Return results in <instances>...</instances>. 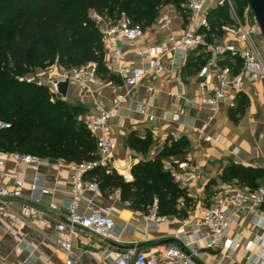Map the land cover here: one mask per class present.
Returning a JSON list of instances; mask_svg holds the SVG:
<instances>
[{
	"label": "crops",
	"instance_id": "obj_1",
	"mask_svg": "<svg viewBox=\"0 0 264 264\" xmlns=\"http://www.w3.org/2000/svg\"><path fill=\"white\" fill-rule=\"evenodd\" d=\"M165 14L172 16V22L167 30L162 31L159 25ZM182 27L183 18L174 6L161 8L155 21L143 29L140 37L133 42L121 43L122 65L134 66L138 51L169 36L179 35ZM215 40L243 46L240 40L230 35H222ZM206 57L200 49L191 51L175 70H171L168 61H165V69L157 78L147 75L135 87L106 82L105 88L90 94L81 92L75 82L69 83L64 99L87 107L82 116L84 121L96 114L98 106L110 109L112 99L117 94L123 95L118 113L110 120L113 140L111 167H100L116 170L119 174L130 173L131 166L143 160L125 141L127 134L136 130L141 136L150 132L159 141L167 137H185L187 149L181 155L164 160L165 168L169 169L179 160L186 159L198 174V178L188 185L173 176L177 184L186 188L195 200L193 207L187 208L180 201V206L186 211L185 216H164L163 221L154 224L147 222L144 212L132 209L128 202L121 200L118 190L109 197L103 196L100 190L82 191L77 210L85 212L89 207L108 209L114 217L115 228L105 240L88 236L83 231L79 236H70L71 254L79 264H108L109 257L130 249L146 252L160 244L182 246L193 236H199L201 244H204L207 231L201 220L210 196L223 182L220 178L222 166L233 161L243 166L264 168V94L261 81L243 80L238 85L236 101L242 94L248 102L243 115L235 123L229 118L230 108L225 105L210 108L199 103L200 96L209 92L214 83V76L210 75L205 90L202 79L195 77L196 70ZM56 68L53 65L46 70L50 73ZM141 103L147 104L145 113L137 110V105ZM175 113L178 119L173 121L171 117ZM149 114L155 116L153 122L148 120ZM206 137L209 139L206 140ZM13 168L20 176H38L47 187L55 190L37 204L42 210L39 219L27 220L20 214L19 202L11 201L14 212L0 217V257L11 264H60L67 255L57 241L65 235L56 229L55 224L65 221L63 206L72 198L70 182L73 164L41 159L37 169H33L7 159L4 167L7 186L12 185L10 173ZM50 202L62 206L60 212L50 210ZM228 236L236 239L240 246L233 249L223 246L214 250L202 247L198 261L201 264H264V227L257 217L239 214L231 224Z\"/></svg>",
	"mask_w": 264,
	"mask_h": 264
},
{
	"label": "trees",
	"instance_id": "obj_2",
	"mask_svg": "<svg viewBox=\"0 0 264 264\" xmlns=\"http://www.w3.org/2000/svg\"><path fill=\"white\" fill-rule=\"evenodd\" d=\"M182 3L183 0H0V120L9 124L0 129V151L72 164L96 159L94 138L82 118L85 106L69 104L46 86L27 83L23 77L53 65L70 69L91 63L101 80L121 84L120 77L106 64L100 24L90 14L95 12L106 22H114L124 13L131 24L144 29L155 21L164 5L174 6L185 19ZM208 20L206 39L210 42L223 35V25L232 24L226 6L211 9ZM219 63L233 66L235 71L241 64L238 57L232 60L230 56ZM247 102L241 94L228 111L232 121H239ZM150 136V132L141 136L132 130L126 136V145L140 150ZM187 144L185 137H167L157 155L131 166L130 181L116 170L100 166L86 172L85 178L97 181L105 197L118 190L120 199L134 210L145 213L156 200L159 215L183 217L186 211L180 201L190 208L195 200L177 184L163 159L183 154ZM220 178L252 189L263 181L264 168L228 161L222 166Z\"/></svg>",
	"mask_w": 264,
	"mask_h": 264
},
{
	"label": "built area",
	"instance_id": "obj_3",
	"mask_svg": "<svg viewBox=\"0 0 264 264\" xmlns=\"http://www.w3.org/2000/svg\"><path fill=\"white\" fill-rule=\"evenodd\" d=\"M226 6L233 18L232 24L222 26L223 35H230L243 43L238 47L233 43H221L218 40L207 41L209 30L208 12L216 7ZM236 0H183L182 7L186 12L183 19L182 31L179 35H172L165 40L155 42L138 51V60L134 66L122 65L123 50L121 43L133 42L143 33L139 24H131L124 13L114 22H106L95 12L90 17L100 24L102 32L103 48L106 54L108 68L121 79V84L126 87L137 86L147 75L157 78L165 69V61L169 67L175 70L184 61L186 56L194 50H202L206 53L205 63L195 72L197 79H202V86L207 90L206 82L210 75L214 76V83L209 92L202 94L199 103L210 108L225 105L233 108L236 105L237 87L243 81L260 80L264 94V62L255 47L250 35V30L242 24L235 12ZM172 22V16L165 14L159 25L160 30L165 31ZM230 56L240 59V67L237 71L233 66L220 65V60ZM23 79L27 83L37 86H46L56 96L61 97L57 91L59 81L68 80L79 85L83 93L94 94L105 88L106 82L95 73L92 64L70 69L57 67L47 77L31 74ZM150 91V89H149ZM62 98V97H61ZM189 100V102H191ZM123 102V95L117 94L112 99L110 109L98 106L95 115L85 121L88 130L95 141L97 158L79 164H73V173L70 182L72 198L63 206L65 209V221L55 224L56 229L64 234L57 241L61 249L66 253V259L60 264H79L71 254L70 236H79L85 232L88 236H95L99 240H105L115 228V220L108 209L98 208L79 212L77 210L79 196L82 191L96 192L99 190L98 182L85 178L86 172L97 166L111 167L113 158V140L111 138L110 120L117 114ZM147 104H138L137 110L145 113ZM155 116L148 115V120L153 122ZM171 119L176 121L178 114H173ZM9 124L0 120V129ZM209 137H206L208 140ZM14 164L27 165L37 169L40 158L28 153L2 152L0 151V217L11 215L14 210L11 201L19 202L20 214L27 220L39 219L42 210L37 207L45 195L53 194L55 188L47 187L38 176H20L15 168L10 173L11 186H7L4 178L6 160ZM172 175L184 185L198 178L193 164L182 159L171 166ZM125 181L133 179L131 173L121 174ZM27 185V187H25ZM48 208L60 212L62 206L54 202L48 204ZM241 213H247L257 217L264 227V179L255 188H243L222 182L212 193L206 206L201 225L206 228L204 244H201L199 236H193L189 242L182 246L160 244L150 251L137 252L134 249L127 250L114 257H109L108 264H201L198 256L202 247L214 250L223 246L233 249L240 243L228 236L231 224ZM147 222L154 224L165 219L158 214V206L154 200L144 213ZM145 229V227H144ZM0 264H11L0 257Z\"/></svg>",
	"mask_w": 264,
	"mask_h": 264
},
{
	"label": "rangeland",
	"instance_id": "obj_4",
	"mask_svg": "<svg viewBox=\"0 0 264 264\" xmlns=\"http://www.w3.org/2000/svg\"><path fill=\"white\" fill-rule=\"evenodd\" d=\"M166 5L162 6L165 7ZM235 12L240 20V22L242 24H244L247 28H249L250 30V35L251 38L253 40V43L255 45V47L257 48L263 62H264V38L261 35V32L259 30V27L254 19V16L251 12V9L249 7L248 1L245 0H236V6H235ZM230 21H232L233 23V18L230 14ZM91 63H87L86 65H90ZM51 67V66H50ZM53 72V71H52ZM50 72V73H52ZM50 73L47 72L46 68L45 69H35L33 70L30 74L33 76H37L39 75H43V76H48ZM58 97V96H57ZM57 97L53 96V99H56ZM61 98V97H59ZM64 99V98H63ZM66 100V99H65ZM67 102H69V104H82L80 102L77 101H69L66 100ZM83 105V104H82ZM84 106V105H83ZM87 109V107H85ZM84 121V120H83ZM85 123V121H84ZM86 124V123H85ZM166 141V138L162 141L156 140L153 136H150V141L148 143H145L143 145V147L140 150L137 149H132V151L135 154H138L141 156V158H143V160H147L149 158H153L155 155H157L162 146L164 145V142ZM154 151V153H153ZM150 154L152 157H150ZM164 160H167V158H164ZM163 165L165 166L164 162Z\"/></svg>",
	"mask_w": 264,
	"mask_h": 264
},
{
	"label": "water",
	"instance_id": "obj_5",
	"mask_svg": "<svg viewBox=\"0 0 264 264\" xmlns=\"http://www.w3.org/2000/svg\"><path fill=\"white\" fill-rule=\"evenodd\" d=\"M248 4L264 38V0H248ZM68 85V80L59 81L57 84V91L62 98L66 97Z\"/></svg>",
	"mask_w": 264,
	"mask_h": 264
}]
</instances>
